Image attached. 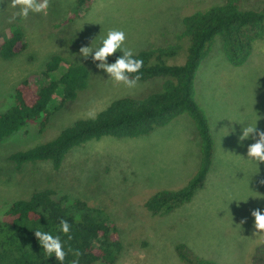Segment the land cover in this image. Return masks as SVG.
<instances>
[{"label": "rangeland", "instance_id": "rangeland-1", "mask_svg": "<svg viewBox=\"0 0 264 264\" xmlns=\"http://www.w3.org/2000/svg\"><path fill=\"white\" fill-rule=\"evenodd\" d=\"M223 0H92L77 9L75 0H50L47 14L15 15L10 0H0V39L19 25L26 48L10 59L0 57V112L12 99L16 83L26 78L36 86L39 72L52 55L87 67L85 89L54 110L46 125L31 122L0 142V217L4 202L28 197L46 187L65 190L107 213L119 233L121 250L113 264H186L176 252L184 243L193 253L218 264H257L253 255L264 241L255 233L251 211L264 212V162L247 157L250 137L241 141L244 126L255 123L264 130V38L241 66L229 64L216 36L194 79L195 99L204 110L214 139L209 172L190 201L166 213L151 214L145 200L159 189L183 187L200 164V138L185 114L136 137L103 136L72 148L58 169L48 161L25 163L20 168L8 159L55 137L76 119L95 114L121 96H142L160 87L161 78L139 81L134 88L117 84L97 67L82 46H101L110 29L123 30V47L137 52L170 44L182 28V18ZM245 9L264 14V0H243ZM168 64L185 60L188 39ZM109 61V57L107 58ZM66 69L61 64L55 76ZM58 103L60 97L54 96ZM259 168V171H258ZM258 171V172H257ZM243 221V223H242ZM255 233V234H254ZM102 264V263H94Z\"/></svg>", "mask_w": 264, "mask_h": 264}, {"label": "trees", "instance_id": "trees-1", "mask_svg": "<svg viewBox=\"0 0 264 264\" xmlns=\"http://www.w3.org/2000/svg\"><path fill=\"white\" fill-rule=\"evenodd\" d=\"M92 0H75L77 9L87 8ZM243 0H223L198 9L182 18V28L167 45L134 52L143 60L140 80L161 78L160 87L142 96H121L89 117L76 119L55 137L26 149L16 150L8 159L20 168L25 163L48 161L54 169L62 164L74 147L103 136L115 138L136 137L149 133L154 127L169 123L185 113L194 123L200 138V164L191 179L178 189H159L144 202L151 214L166 213L191 200L200 189L209 172L214 155V139L208 118L195 99L194 79L202 60L208 55L216 36L230 65L238 67L250 56L253 43L264 38V14L245 9ZM188 39L187 54L181 64H168L167 58L177 55L180 40ZM26 48L24 32L13 25L0 39V57L10 59ZM121 52L109 56L112 63ZM61 64L66 69L55 76ZM43 81L36 86L26 78L19 80L9 106L0 112V142L8 135L25 130L31 122L43 128L51 113L66 101L76 98L87 86L89 71L60 55H52L39 72ZM135 75V74H133ZM58 94L60 101L54 102ZM71 225L68 239L60 231V219ZM36 230L60 235L67 251L79 249L83 255L80 264H113L120 250L119 233L107 213L88 204L65 190L46 187L34 190L28 197L4 202L0 217V264H61L55 256L48 257L35 236ZM177 255L186 264H218L201 257L184 243L175 247ZM74 259L69 253L63 264ZM253 262L264 264V241L258 246Z\"/></svg>", "mask_w": 264, "mask_h": 264}, {"label": "clouds", "instance_id": "clouds-1", "mask_svg": "<svg viewBox=\"0 0 264 264\" xmlns=\"http://www.w3.org/2000/svg\"><path fill=\"white\" fill-rule=\"evenodd\" d=\"M49 5L50 0H10L12 8H19V12L15 15H19L22 18H27L30 12L47 14ZM125 40L126 33L123 30L110 29L106 38L102 39L101 46L95 49L90 46H82L79 53L85 59L91 55L93 61H99L97 67L104 70L108 77L117 84L122 83L128 88H134L141 78L139 73L143 67V60L136 58L132 49L123 47ZM116 52H121L122 54L117 56L114 62L108 63L107 58ZM88 115L91 119L95 118V112H89ZM260 119L261 116L256 113L255 123L244 126L242 135L239 137L241 141L250 137L255 141L248 145L247 157L256 161L257 166L260 162H264V130H260L257 127V121ZM260 183L264 184V179L260 180ZM251 215L254 217L255 233L264 232V212L260 208H256L251 211ZM59 227L60 231L65 235L70 233L71 225L67 220L61 218ZM34 234L48 257L54 254L55 259L63 264L66 256L71 253L74 259L70 264H80L79 258L83 253L79 249L71 247L66 251L60 235H53L48 231L42 230H36ZM68 239H72L71 235H68Z\"/></svg>", "mask_w": 264, "mask_h": 264}]
</instances>
